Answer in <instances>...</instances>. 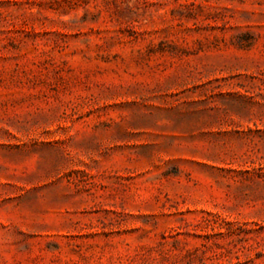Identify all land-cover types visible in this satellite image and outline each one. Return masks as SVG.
Returning a JSON list of instances; mask_svg holds the SVG:
<instances>
[{"label":"rangeland","instance_id":"obj_1","mask_svg":"<svg viewBox=\"0 0 264 264\" xmlns=\"http://www.w3.org/2000/svg\"><path fill=\"white\" fill-rule=\"evenodd\" d=\"M0 264H264V0H0Z\"/></svg>","mask_w":264,"mask_h":264}]
</instances>
